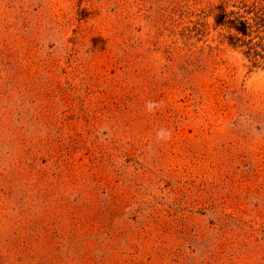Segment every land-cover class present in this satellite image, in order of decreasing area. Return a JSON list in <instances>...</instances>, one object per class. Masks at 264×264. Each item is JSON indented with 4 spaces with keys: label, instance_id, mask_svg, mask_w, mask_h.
Here are the masks:
<instances>
[{
    "label": "rangeland",
    "instance_id": "obj_1",
    "mask_svg": "<svg viewBox=\"0 0 264 264\" xmlns=\"http://www.w3.org/2000/svg\"><path fill=\"white\" fill-rule=\"evenodd\" d=\"M0 264H264V0H0Z\"/></svg>",
    "mask_w": 264,
    "mask_h": 264
}]
</instances>
